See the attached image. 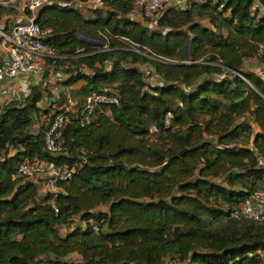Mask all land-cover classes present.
I'll return each instance as SVG.
<instances>
[{
	"label": "trees",
	"instance_id": "16d2710c",
	"mask_svg": "<svg viewBox=\"0 0 264 264\" xmlns=\"http://www.w3.org/2000/svg\"><path fill=\"white\" fill-rule=\"evenodd\" d=\"M87 1L50 0L35 19L50 29L42 75L85 82L75 91L81 105L66 111L64 150H45L49 121L65 110L40 111V85L0 111V264H264V222L231 218L264 189V79L244 69L264 48V0L169 5L154 28L131 18L133 0H99L86 16L76 3ZM94 91L118 103L81 125ZM34 160L76 167L55 199L18 176Z\"/></svg>",
	"mask_w": 264,
	"mask_h": 264
},
{
	"label": "built area",
	"instance_id": "2783aa9c",
	"mask_svg": "<svg viewBox=\"0 0 264 264\" xmlns=\"http://www.w3.org/2000/svg\"><path fill=\"white\" fill-rule=\"evenodd\" d=\"M3 1L0 0V3ZM49 1L26 0L22 11L27 13L30 18L9 28L4 25L5 20L0 17V49L6 53V60L0 64V85L3 81L12 80L20 75L34 74L41 76L45 71L47 59L52 54L50 47L44 42V38L49 35L50 29L41 27L34 19L39 9L48 4ZM172 1L133 0V11L139 14L141 18L155 20L165 8L171 5ZM172 5L180 7L179 3ZM263 49L262 46H259L258 56ZM242 78L245 79L244 77ZM117 103L118 97L112 91L91 92L85 97L80 109V124L86 125L90 123L96 108ZM171 120L172 113L167 112L163 118V126H170ZM67 121L66 111L55 113L49 121L48 127L44 132V147L50 154L57 155L64 150L59 143V139ZM149 132L155 134L158 129L152 125ZM75 169V166L66 164L58 165L52 161L34 160L21 162L18 166L17 174L27 181L36 183L39 187V195H48L55 199L60 193L59 185L71 180ZM51 207L55 215H57V207L53 203ZM231 218L235 221L264 222V189L252 192L240 204L239 209L231 214ZM88 224L92 226L95 233L98 232L97 227L91 220L88 221Z\"/></svg>",
	"mask_w": 264,
	"mask_h": 264
},
{
	"label": "crops",
	"instance_id": "0c3cea01",
	"mask_svg": "<svg viewBox=\"0 0 264 264\" xmlns=\"http://www.w3.org/2000/svg\"><path fill=\"white\" fill-rule=\"evenodd\" d=\"M25 1L26 0H4L3 2L0 3V5L2 7L6 8V9H4L5 13L2 14V19L5 20L4 25L7 28L11 27L12 25H14L16 23L24 22L25 20L30 18L27 13H24L22 11L23 7L25 5ZM88 1H90V0H88ZM194 1L201 2L204 0H194ZM87 2L76 3V6L78 8H80L81 4L85 5ZM91 2L95 3V4H92L93 8L101 5L99 0H91ZM186 3L187 2L185 1V3L182 4L179 1L180 8L187 7L188 5H186ZM129 15L131 16V18L141 21V16L139 14H137L135 11H132ZM122 41H125V40H122ZM4 60H6V53L2 49H0V63L4 62ZM244 69L256 72L257 74H259L264 79V61L258 63L257 60L249 59L246 62H244ZM152 75L154 76V78H153L154 82H151V83L160 84L161 83L160 78H158L154 74H152ZM65 77H66V75H65ZM36 79H37V75L28 74L26 76L20 75L17 78H14L12 80L3 81L2 84L0 85V111L2 110L3 106L5 104H7L9 101L20 100L19 99V92L20 91L27 89V88H29V91H30V89L36 85H38V86L40 85V89H41V87L46 82V80H42V84H41ZM64 79H65L64 77H61L60 80H55L56 85L54 86V90L52 91V95L50 97H47V95L42 94V93L39 95V99L36 102V105L40 108V111L41 110L46 111L49 109L50 112H55L56 110L61 109V108H63L65 111H76L77 110V108L75 106H76V103L78 101V97H77L78 95L75 93V91L77 90V88L82 86L85 82L84 81H78L77 83H75L71 87H65L62 84V81ZM70 89H71V96H70ZM63 95L67 96L66 101L61 100L62 99L61 96H63ZM39 119H41V116H38L37 114L34 115V128L35 129L38 128L42 123L41 121H39ZM261 162L264 164V159H262ZM74 225H81L80 221L74 220ZM70 227L63 228L62 229L63 233L71 230Z\"/></svg>",
	"mask_w": 264,
	"mask_h": 264
},
{
	"label": "rangeland",
	"instance_id": "374dc122",
	"mask_svg": "<svg viewBox=\"0 0 264 264\" xmlns=\"http://www.w3.org/2000/svg\"><path fill=\"white\" fill-rule=\"evenodd\" d=\"M179 1L184 4L185 1L187 2L186 5H188V3L192 0H173L171 2V5L174 4V3H179ZM92 4H95L93 2L88 1L85 5L84 4H81L80 5V9L83 10L84 14L87 16L89 13L87 12V10L92 7L93 5ZM91 9V8H90ZM0 17H2V14L0 15ZM202 23H206L205 21H201ZM3 23V22H2ZM148 24L150 25V27L154 28L155 27V20H151L150 22H148ZM81 39L83 40H88L90 42H92L93 44H96V45H99L101 43L100 40L98 39H95V38H89L87 37L85 34L83 33H79L78 35ZM251 59L253 60H257L258 63L264 61V56H256V57H252ZM139 68L145 73V79L148 80V82H154L153 78L154 76L152 75L151 73V68L149 65H143V64H139ZM45 69H47V65L45 67ZM46 76L44 77V75L40 76V75H37V79L39 81V83L42 84V80H46V82L43 84V86L41 87V93L42 94H45L47 95V97H50L52 95V91L54 90V86L56 85V82L55 80H60L61 77H64L65 78V75L62 73V72H56V71H52V72H45ZM156 78V77H155ZM62 80V79H61ZM58 83V82H57ZM28 84V83H27ZM26 84V85H27ZM73 90V89H72ZM29 92V88L27 89H24L22 91L19 92V99L20 100H23L25 95ZM70 96H71V89H70ZM77 96V95H76ZM62 99L61 100H64L66 101V95L64 96H61ZM78 97V101L76 103V108H78L80 105H81V102H79L82 98L80 96H77ZM39 121L42 122V119H39ZM102 212L106 211L107 210V207L105 205H103L100 209ZM76 220L79 221V218L77 217Z\"/></svg>",
	"mask_w": 264,
	"mask_h": 264
},
{
	"label": "water",
	"instance_id": "95a60500",
	"mask_svg": "<svg viewBox=\"0 0 264 264\" xmlns=\"http://www.w3.org/2000/svg\"><path fill=\"white\" fill-rule=\"evenodd\" d=\"M44 7V6H43ZM43 7L42 8H40L39 9V11H38V14H39V12L43 9ZM37 14V15H38ZM37 17V16H36ZM36 17H35V19H36ZM34 19V21L36 22V20ZM196 146H194V147H191V148H184V149H182L181 151H179V153L178 154H182V153H185V152H187L188 150H190V149H194Z\"/></svg>",
	"mask_w": 264,
	"mask_h": 264
}]
</instances>
